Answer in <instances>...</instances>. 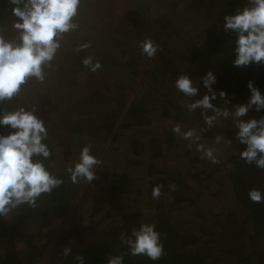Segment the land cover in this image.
<instances>
[{"label": "trees", "instance_id": "1", "mask_svg": "<svg viewBox=\"0 0 264 264\" xmlns=\"http://www.w3.org/2000/svg\"><path fill=\"white\" fill-rule=\"evenodd\" d=\"M246 4L247 0H227L217 18L212 21L205 38L199 42L202 43L200 48L186 44L171 53L174 57L185 58L188 65V74L185 75L193 79L194 86L199 85V96L189 98L177 90L180 98L191 99V102L202 98L207 89L198 75L202 72L207 74L208 71H212L217 77V82L213 85L217 94L224 90L231 101V104H225L218 98L213 103L219 107L232 110L233 105L246 103L251 95L249 81H253L264 95V65L233 66L235 36L223 30L224 17L235 14L238 8L242 9ZM143 5L141 9L145 18L149 4ZM14 20L8 0H0V25L6 28L5 35L8 38L16 35L11 27ZM145 21L149 27H158L159 20ZM77 45L78 41H75L72 46L58 53L53 71L64 59L67 60L66 57L70 58L73 67L75 60H78L76 66L81 67L80 61L85 53H77ZM161 60L163 65L157 66L159 73L166 75L170 72L173 75V71L164 63L166 56ZM74 75L66 74L56 82L76 83ZM95 80L97 81L91 77L87 86L80 87L88 94L84 100L71 105L63 102L56 108L52 106L57 104L56 101L50 102L51 97L46 99L47 94L37 92L35 87L24 90L11 103L5 102V106L11 110L19 106H33V92L39 97L41 103L37 106L36 114L46 116L40 118L46 122L49 138L44 142L52 152L44 163L50 172L64 180V184L53 190L50 196L42 195L37 208L23 205L7 218L0 217V264H76L74 257L77 255L85 257V264H108L109 256L117 255H123V264H264V248L260 251L257 246L259 241L264 244V203H254L248 196L251 189L264 193V170L240 158V151L246 145L235 140L237 129L234 128L232 117L219 119L207 132L208 135L221 137L220 141L224 145L229 144L231 139L230 145L236 149L233 151L234 156L228 160L232 169L225 174L227 184H223L221 179L219 181L221 187H228L224 191V198L220 199L215 194L202 198L201 193L194 192L196 195L191 196L188 189L192 184L187 185L177 178L187 174L189 168H175V161L182 157L190 165L194 162L190 168L199 169L195 176V182L199 185L212 181V174H209L207 167H202L197 158L192 161L193 152L183 151L182 156L174 153L178 144L172 143L173 131L167 124L163 127L166 133L161 134L160 138L156 137L153 129H145V125L151 123L150 119L155 118L151 112L153 110L131 107L126 123L121 124L119 130L127 133L130 139L122 141L118 139L120 135L118 138L111 137L118 123L116 118L121 102H115L117 108L100 106V101L106 97L102 95L103 88L93 82ZM173 81L175 83V78ZM92 88L99 90L92 91ZM49 102L52 104L49 105ZM162 111L163 116L170 115L168 110ZM201 111L197 109L193 113L195 117L197 115V121L205 125ZM91 112L93 114L88 116ZM208 114L212 115L211 112ZM262 115L264 110L256 112L251 109L242 119L259 118ZM186 122L189 124L190 121ZM8 131L9 129L0 126V133L7 135ZM80 135L86 138L82 139V143L79 142ZM109 138L113 153L110 156L107 152L106 159L111 162L104 161L99 166L98 179L92 184H73L67 171H64L62 160L77 147H84L89 143L92 145L91 152H95ZM124 149L128 152L127 158L124 157L127 154ZM164 159L168 161L167 165L163 162ZM172 184L176 185L175 191L171 190ZM157 185L163 186L161 195L158 199H153L152 191ZM76 197H79L80 204L72 213ZM199 199L203 201L199 202ZM67 219L69 221L66 227L69 223L71 225L60 230L55 245L50 228L56 222ZM144 223L155 224L156 231L161 234L166 254L157 261L144 255L132 256L128 247L120 241L121 233L130 236L133 228L139 229ZM204 235L208 239H202ZM200 238L203 245L190 249L195 239ZM208 243L212 246H208ZM65 246H71L70 256H63Z\"/></svg>", "mask_w": 264, "mask_h": 264}, {"label": "clouds", "instance_id": "2", "mask_svg": "<svg viewBox=\"0 0 264 264\" xmlns=\"http://www.w3.org/2000/svg\"><path fill=\"white\" fill-rule=\"evenodd\" d=\"M83 0H8L11 14L15 17L11 27L16 33L14 38L5 35L6 28L0 25V126L9 129L8 134L0 133V217L7 218L10 213L23 205L38 207L42 195H51L53 190L64 184L49 171L44 160L51 157L52 152L47 143L49 131L46 122L37 113V106H19L9 109L5 102H11L21 95L31 80L44 83L47 70L54 68V61L62 47L67 34L80 29L79 15ZM223 30L235 36V59L233 66L246 67L264 65V0H247V4L238 8L235 14L224 17ZM91 47V41L80 43L75 51H85ZM141 54L154 58L160 45L150 38L139 42ZM82 64L95 73L102 65L92 55L85 56ZM217 77L208 71L202 78L206 93L202 98L187 104L189 113L201 109V115L208 129L219 119L232 117L237 129L235 140L246 145L240 151V158L248 164H255L264 170V115L248 120L251 109L256 112L264 110V95L248 82L250 98L246 103L233 105L230 110L219 107L213 101L223 100L231 104L226 91L217 94L213 85ZM176 89L184 96H199V85L193 83L188 75H180L175 81ZM211 112L212 115L208 113ZM178 138L190 140L201 152V159L207 158L211 163H219L214 153L216 149L205 147L199 143L201 135L195 129L182 131L179 124L172 129ZM221 137H216L219 143ZM229 144L232 143L230 139ZM191 147V144L189 145ZM92 145H85L78 161L67 166L66 171L73 184L92 182L98 179L97 169L102 161L91 154ZM162 185L153 188L152 197L158 199ZM171 190H176L172 184ZM254 203H264V193L258 189L248 192ZM120 241L130 250L132 256L144 255L153 261L161 259L166 253L161 234L156 231L155 224H141L139 229L133 228L131 235L121 233ZM71 246H65L63 256H70ZM76 264H85V257H74ZM123 255L109 256L108 264H123Z\"/></svg>", "mask_w": 264, "mask_h": 264}, {"label": "rangeland", "instance_id": "3", "mask_svg": "<svg viewBox=\"0 0 264 264\" xmlns=\"http://www.w3.org/2000/svg\"><path fill=\"white\" fill-rule=\"evenodd\" d=\"M226 3L227 0H83L78 17L80 29L77 32L67 34L59 52L61 53L63 49L72 46L75 41H78V44L91 41V47L83 52L85 56L92 55L94 60H99L102 67L93 73L82 64V61H80L81 67H77L78 60H75L73 67L72 61H69L70 58L66 57L67 60L64 59L63 63L57 65L55 71L47 70L44 83L41 84L33 79L25 90L35 87L37 92L46 93V99L51 97L50 102L54 100L57 103L52 104L49 102V105L52 104V106L57 108V105L63 102L71 105L78 102V100H84L88 92H83L80 87L87 86L91 77L97 79V81L93 82L98 83V87L103 88L102 95L106 97L100 101V106L106 108L105 106L109 105L117 108V103L115 102L117 100L121 102L116 118L118 123L110 136L118 138L120 135L118 139H122V141L130 139V137L123 130L122 133L119 131L120 125L126 123L129 109L135 106L143 110H153L151 112L155 118L154 120L150 119L151 123L145 125V129H153L157 138H160L161 134L166 133L165 128H163L166 124L170 130L177 124L181 126L182 131L195 129L201 135L199 143L204 144L205 147L216 149L214 155L218 158L219 163L213 164L207 158L201 159L202 153L196 150V144L190 140L178 138L172 132L174 137L172 143L178 144L174 153L179 156H182L183 151L199 154V156L191 154V158L193 157L192 161L197 158L198 162H201L202 167H207L209 174H212L211 183H205V185L196 184L195 180L197 178L195 176L199 169H191L190 166L194 162L190 165L185 158L179 157L175 161V165H177L175 168L189 169L187 174L185 173L183 177L177 176V178L187 185L192 184L189 186L190 189H188L191 192V196L196 195L194 193H201L200 197L204 198L215 194L222 199L225 195L224 191L228 190V187H221V182L225 185L227 184L225 174L232 169V165L228 160L231 156H234L233 151L236 149L230 144L224 145L221 141L217 143V135H208L209 129L207 126L197 121V115L195 117L194 113L188 112L187 104L191 102V99L180 98L177 95L178 91L173 81L174 78L176 80L182 74H188V65L185 58L174 57V54L171 53L185 47L184 45L186 44L194 45L196 49L200 48L202 43L199 42L205 38L204 36L212 21L217 18L219 11L223 9ZM143 4H149L145 18H143L144 12L141 9L144 6ZM145 19L147 21L159 20L158 27H149L150 25H147ZM146 38H150L155 44L160 45V50L154 58L141 54L139 42ZM164 56L167 58L164 63H166V67L173 71V75L170 72L166 75L160 74L157 69L158 65H163V60L161 59ZM155 66L156 70H154ZM61 67L63 68L59 71ZM192 69L190 68V70ZM66 74H69V76L75 74L76 83L65 84V81L64 83L56 82L57 79L63 78ZM205 75L202 72L198 77L203 78ZM95 90L99 89L92 88V91ZM33 95V104L39 106L41 103L39 97L34 92ZM104 100L107 102H104ZM160 109L168 110L170 115L168 117L163 116L162 110L161 112L157 111ZM92 114L91 112L88 116ZM39 117L46 118L45 115ZM175 117L179 120L175 119ZM187 120L190 121L189 124L186 122ZM79 137V142L81 143L83 142L82 139H86L81 135ZM110 139L99 145L95 152H91L92 155L102 161V164L104 161L111 162V160L106 159L107 152H109L110 156L113 153V145L110 148L109 144ZM190 144L191 147H189ZM82 148V146L77 147L75 151H71V155L68 154L67 158L62 160L64 171L67 166L70 164L74 165L78 161ZM124 151L127 153L124 157L127 158L128 152L126 149ZM163 162L166 165L168 164L165 159ZM220 179L221 182L219 183ZM83 187L84 185L82 189ZM202 188L205 189L203 190ZM79 197L75 198L72 205V213L77 208V205L80 204ZM202 201V199H199V202ZM68 221V219L58 221L50 228L53 231L52 236L54 235L55 245L61 233L60 230L71 225L69 223L66 227ZM76 223L77 221L72 225ZM202 239L206 240L208 236L204 235ZM202 239H195L194 245L189 248L197 249L198 246L203 245ZM209 245L212 246L208 243ZM257 246H259L260 251L264 248V244L261 241H259Z\"/></svg>", "mask_w": 264, "mask_h": 264}]
</instances>
